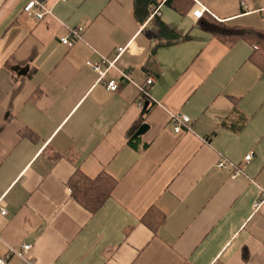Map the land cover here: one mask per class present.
<instances>
[{
    "label": "crops",
    "instance_id": "1",
    "mask_svg": "<svg viewBox=\"0 0 264 264\" xmlns=\"http://www.w3.org/2000/svg\"><path fill=\"white\" fill-rule=\"evenodd\" d=\"M29 1L0 0L5 264H264V69L253 41L223 44L193 16L264 32V0H191L183 14L46 0L41 20ZM157 22L178 41H158ZM177 116L189 129L174 132ZM76 173L114 183L94 213L73 198Z\"/></svg>",
    "mask_w": 264,
    "mask_h": 264
},
{
    "label": "trees",
    "instance_id": "2",
    "mask_svg": "<svg viewBox=\"0 0 264 264\" xmlns=\"http://www.w3.org/2000/svg\"><path fill=\"white\" fill-rule=\"evenodd\" d=\"M163 0H137L136 4L140 7L153 5L158 6ZM165 4L170 5L175 11L183 14L193 7L191 0H166ZM202 29L213 35L218 41L223 44L230 45L239 39H247L255 43V48L251 59L264 69V32L250 28H242L230 26L225 21L216 20L210 15L203 13L198 19ZM159 31L156 33V39L164 41V45L173 44L178 41L165 26L159 22ZM70 188L73 198L90 213L96 212L109 197L113 190L114 183L104 175H99L95 179H89L82 174L76 173L70 181ZM149 219V220H148ZM143 222L154 228L160 223V218H155L151 215L144 217Z\"/></svg>",
    "mask_w": 264,
    "mask_h": 264
},
{
    "label": "built area",
    "instance_id": "3",
    "mask_svg": "<svg viewBox=\"0 0 264 264\" xmlns=\"http://www.w3.org/2000/svg\"><path fill=\"white\" fill-rule=\"evenodd\" d=\"M64 1V0H61ZM46 0H30L29 3L26 5L24 11L25 13H27L28 15H33V17H35L37 20H41L44 16L49 15L50 11L49 9L46 7ZM204 13L203 9H196L195 11H193V16L195 17V19H199ZM79 36V30H73L71 33V37L77 38ZM61 42L65 45L69 44V39L68 38H63L61 39ZM122 50L119 49L118 52L120 53ZM102 63H107L108 68L113 67V62H108V61H102ZM93 71H95L98 74H101V71L99 70L98 66H94V65H90L89 66ZM153 84V80L152 79H148L146 81V84L142 87L139 88L140 92L144 94V96H149L148 92H147V87L151 86ZM107 89L111 92H115L118 89V86L116 83L114 82H109L107 84ZM189 120L185 119L183 117H174L173 118V130L175 133H179L181 132L183 129H189ZM251 158L250 155H248L246 157V160H249ZM219 167H223V163H220L218 165ZM258 205H254V207H257ZM0 214L2 216L6 215V211L5 210H0ZM30 249V246L28 245H24L22 246V248L20 249V251L14 250V249H10V253L22 258L23 255ZM0 264H5V261L3 259L0 258Z\"/></svg>",
    "mask_w": 264,
    "mask_h": 264
},
{
    "label": "water",
    "instance_id": "4",
    "mask_svg": "<svg viewBox=\"0 0 264 264\" xmlns=\"http://www.w3.org/2000/svg\"><path fill=\"white\" fill-rule=\"evenodd\" d=\"M147 125H141L137 132L135 133V136L142 135L147 130Z\"/></svg>",
    "mask_w": 264,
    "mask_h": 264
}]
</instances>
